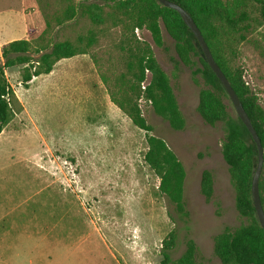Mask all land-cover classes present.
<instances>
[{
    "label": "rangeland",
    "instance_id": "obj_1",
    "mask_svg": "<svg viewBox=\"0 0 264 264\" xmlns=\"http://www.w3.org/2000/svg\"><path fill=\"white\" fill-rule=\"evenodd\" d=\"M23 1L0 0V52L3 42L35 43L44 31L41 14L37 21L22 20L23 14L27 20L40 13L35 0ZM114 16L121 24L107 22L95 31L85 54L58 61L49 75L32 77L27 86L21 71L32 73V63L4 70L22 111L0 135V264H160L161 242L173 229L177 242L170 264L186 238L195 242L201 261L221 264L212 253L213 237L242 223L220 153L223 124L210 127L197 114L199 89L191 71H176L168 61L175 57L173 41L160 25L164 51L146 28L124 27L125 17ZM87 19L57 31L54 42L86 37ZM252 38L257 41L238 47L234 67L243 69L264 110V27ZM136 43L150 49L169 78L185 120L182 131H173L152 111L142 93L149 83L145 72L138 110L152 129L149 135L163 140L184 168L186 222L170 219L172 205L144 162L146 133L111 101V94L123 100L117 79L123 75L126 88L132 80L126 65L132 61L128 48ZM224 103L233 115L229 100ZM203 170L213 177L208 203L199 192Z\"/></svg>",
    "mask_w": 264,
    "mask_h": 264
},
{
    "label": "trees",
    "instance_id": "obj_2",
    "mask_svg": "<svg viewBox=\"0 0 264 264\" xmlns=\"http://www.w3.org/2000/svg\"><path fill=\"white\" fill-rule=\"evenodd\" d=\"M35 0L44 21V31L35 43L15 40L3 44L0 52V134L22 111V106L4 77V70L14 66H30L21 71V84L27 86L32 77L49 74L54 65L76 55L85 54L93 44L95 31L107 22L116 26L119 14L125 17L124 27L146 28L153 43L167 51L161 38L160 25L173 41L175 57L168 61L174 70L180 66L191 71V81L198 87L196 112L202 122L210 127L223 124L220 153L227 166L229 183L233 190L234 207L242 223L235 228H225L212 239V253L221 264H264V231L260 227L251 197V180L256 167L257 151L248 131L235 115H231L224 100L228 97L223 86L204 61L200 47L179 14L163 7L155 0ZM184 9L199 29L215 63L218 65L246 112L262 147V169L258 180V192L264 212V110L258 97L243 80V69L234 67L238 47L255 43L253 35L264 27V0H167ZM107 7L110 11H105ZM86 16L90 23L87 36L78 34L75 39L54 42L57 31L78 25ZM128 44L129 41L125 40ZM38 57L32 60L31 54ZM132 61L126 69L132 75L127 88L121 75L117 82L123 94L118 102L111 94V101L131 120L132 124L146 133L147 150L144 162L159 179L158 190L172 205L176 219L186 222L188 211L183 197L185 171L175 154L163 140L149 135L152 131L141 117L137 99L140 84L149 73V83L143 96L150 102L152 111L166 122L173 131H182L185 120L180 111L170 80L152 56L147 46L129 47ZM128 90L131 91L129 95ZM234 111V110H233ZM199 192L206 203L213 197V177L203 170ZM177 232H169L161 242L160 264H170L171 252L176 247ZM173 264H206L199 259L198 248L191 238H186L184 250Z\"/></svg>",
    "mask_w": 264,
    "mask_h": 264
},
{
    "label": "water",
    "instance_id": "obj_3",
    "mask_svg": "<svg viewBox=\"0 0 264 264\" xmlns=\"http://www.w3.org/2000/svg\"><path fill=\"white\" fill-rule=\"evenodd\" d=\"M155 1L158 2L160 5H162L163 7L172 9L179 14L184 25L190 30L192 35L195 37L200 47V50L202 52L204 61L207 63L211 71L214 73V75L217 77V79L223 86L224 91L228 97V100L235 112V115L241 121L243 126L246 128L253 143L255 144L256 151H257V159H256L255 171H254V174L251 180V197H252V203H253V207L255 210L257 221L260 227L262 228V230L264 231V212L260 204L259 192H258V180H259V176H260L261 169H262V147H261L260 140L246 112L244 111L237 95L231 88L228 80L226 79V77L224 76V74L222 73L218 65L215 63L199 29L197 28L196 24L194 23L190 15L184 9H182L175 3H172L167 0H155Z\"/></svg>",
    "mask_w": 264,
    "mask_h": 264
},
{
    "label": "crops",
    "instance_id": "obj_4",
    "mask_svg": "<svg viewBox=\"0 0 264 264\" xmlns=\"http://www.w3.org/2000/svg\"><path fill=\"white\" fill-rule=\"evenodd\" d=\"M22 4H24V1L22 0V2H21ZM31 17L30 18H27V20H26V18H25V15L23 14L22 15V20L25 22V21H29V20H32V19H34V20H40L41 18H40V13H38V11L36 10V11H34L31 15H30ZM25 32L27 31V28L24 30ZM15 40H20V39H12V40H9V41H6V42H3L2 44H1V46L3 45V44H6V43H8V42H11V41H15ZM49 75V74H48ZM19 101V100H18ZM3 132V131H2ZM1 132V133H2ZM1 135V134H0Z\"/></svg>",
    "mask_w": 264,
    "mask_h": 264
},
{
    "label": "built area",
    "instance_id": "obj_5",
    "mask_svg": "<svg viewBox=\"0 0 264 264\" xmlns=\"http://www.w3.org/2000/svg\"><path fill=\"white\" fill-rule=\"evenodd\" d=\"M146 73H147V71H146Z\"/></svg>",
    "mask_w": 264,
    "mask_h": 264
}]
</instances>
